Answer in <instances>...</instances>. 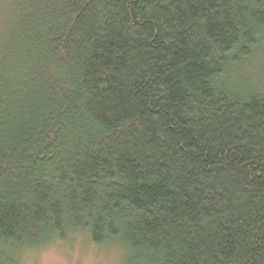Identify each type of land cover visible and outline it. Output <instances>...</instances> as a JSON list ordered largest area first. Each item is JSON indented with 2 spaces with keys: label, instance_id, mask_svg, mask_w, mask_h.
Masks as SVG:
<instances>
[{
  "label": "trees",
  "instance_id": "16d2710c",
  "mask_svg": "<svg viewBox=\"0 0 264 264\" xmlns=\"http://www.w3.org/2000/svg\"><path fill=\"white\" fill-rule=\"evenodd\" d=\"M263 44L264 0H0V264H264Z\"/></svg>",
  "mask_w": 264,
  "mask_h": 264
},
{
  "label": "rangeland",
  "instance_id": "374dc122",
  "mask_svg": "<svg viewBox=\"0 0 264 264\" xmlns=\"http://www.w3.org/2000/svg\"><path fill=\"white\" fill-rule=\"evenodd\" d=\"M261 47L258 54L260 58L264 52V44ZM256 64L250 61L253 67H249L251 73L255 72ZM125 254V250L116 243L95 244L86 233H80L70 240H58L12 256L15 257L16 264H125Z\"/></svg>",
  "mask_w": 264,
  "mask_h": 264
}]
</instances>
